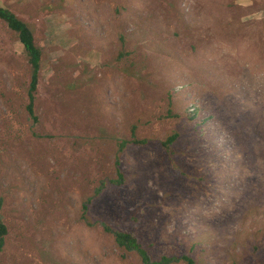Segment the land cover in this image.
<instances>
[{
  "label": "rangeland",
  "instance_id": "1",
  "mask_svg": "<svg viewBox=\"0 0 264 264\" xmlns=\"http://www.w3.org/2000/svg\"><path fill=\"white\" fill-rule=\"evenodd\" d=\"M0 4L29 24L44 53L34 123L31 68L0 21L9 228L0 264H142L105 226L134 232L155 259L196 245L204 264H264V198L248 211L242 193L264 191V155L249 172L226 127L204 120L226 102L264 124V0ZM123 33L129 56L119 59ZM171 107L182 116L167 117ZM133 126L147 142L120 151ZM173 132L171 161L162 140Z\"/></svg>",
  "mask_w": 264,
  "mask_h": 264
},
{
  "label": "trees",
  "instance_id": "2",
  "mask_svg": "<svg viewBox=\"0 0 264 264\" xmlns=\"http://www.w3.org/2000/svg\"><path fill=\"white\" fill-rule=\"evenodd\" d=\"M0 21H2L9 29L14 33L19 43L22 45L23 54L27 58V61L31 68L30 82L28 88V102L26 105V111L30 119L37 123L39 122V116L36 112V100L39 88V82L41 78V68L43 64V50L37 44L34 31L29 24L21 19L12 9L0 4ZM120 41L122 43V51L120 52L119 59L128 57L129 51L125 49L127 44L126 35H120ZM133 64V63H132ZM200 108H195L193 111H188V118L193 120L197 117ZM211 114L204 120H208L210 117L215 118L216 121L225 126L228 131V135L233 142L234 147L238 153L242 156L243 162L249 172H256L258 166V159L261 154L264 155V124L259 120L257 114L249 109H241L238 106H232L223 103L213 104L211 107ZM167 117L179 118L182 116L180 112H177L174 108H169ZM203 120V121H204ZM180 133L173 132L169 134L164 140H162L163 146L168 152V156L172 161L174 150L172 149L174 144L178 142ZM147 140L139 139L137 135V127L133 126L131 129V139L123 140L119 143L120 151L127 144H145ZM121 178L122 174L119 175ZM120 182V181H119ZM118 182V183H119ZM254 188H247L242 191L243 196L247 197L250 201L248 205V211H252L255 205L261 203L264 198V191L259 193L255 192ZM254 198V199H253ZM252 201V202H251ZM3 198L0 196V251L3 249L6 237L9 234L8 225L5 223L3 216ZM105 230L113 235L115 245L122 250L124 256L129 253L136 254L141 260L142 264H204V260L196 245H193L192 252L182 255H161L158 259H155L147 247L140 241L138 236L128 230L113 229L109 226H105ZM257 249V245H254ZM232 264H240L236 260H232ZM242 264H250L245 262ZM259 264V263H257Z\"/></svg>",
  "mask_w": 264,
  "mask_h": 264
}]
</instances>
